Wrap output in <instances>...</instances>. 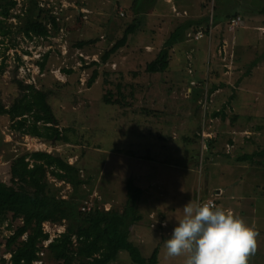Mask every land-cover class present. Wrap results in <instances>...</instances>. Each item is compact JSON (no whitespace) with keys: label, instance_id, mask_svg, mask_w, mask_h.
I'll return each mask as SVG.
<instances>
[{"label":"rangeland","instance_id":"rangeland-1","mask_svg":"<svg viewBox=\"0 0 264 264\" xmlns=\"http://www.w3.org/2000/svg\"><path fill=\"white\" fill-rule=\"evenodd\" d=\"M13 1L9 17H0L8 31L0 32V99L8 106L20 80L49 92L68 142L11 133L8 119L0 117V179L8 182V163L18 155L56 153L86 181L81 208L119 212L125 182L132 178L143 195L130 240L145 258L158 247L157 264H184L185 257L166 255L165 241L177 227L173 220L183 219L182 208L202 197L255 226L259 247L249 264H264V222L257 220H264V157L239 159L264 150V0H188L194 5L181 8L176 0ZM235 17L241 24L231 31ZM28 18L46 24L49 37H27ZM187 21L193 25L169 49L168 68L146 72L170 34ZM193 30L203 37L196 40ZM126 33L127 45L102 63L101 56ZM80 42L89 43L79 48ZM95 69L99 77L89 88ZM104 97L120 104H106ZM106 159L110 167L104 170ZM48 182L54 195L72 194L70 185L50 175ZM20 224L10 215L0 220L7 264L6 240ZM43 227L49 239L33 264H57L43 248L64 226ZM112 264L134 263L123 252Z\"/></svg>","mask_w":264,"mask_h":264},{"label":"trees","instance_id":"trees-1","mask_svg":"<svg viewBox=\"0 0 264 264\" xmlns=\"http://www.w3.org/2000/svg\"><path fill=\"white\" fill-rule=\"evenodd\" d=\"M148 1L155 4L159 0ZM14 5L13 0L5 5L0 4V17L8 18ZM259 13L264 15V7ZM3 21L0 20V32L6 35L8 31L3 29ZM52 24L55 28L54 18ZM192 25L193 22L187 21L178 26L165 41L156 58L146 65L145 71L149 74L163 73L169 65V49L187 30L189 33ZM135 30L136 25L128 33H134ZM24 32L29 38L49 37L47 25L31 18L26 20ZM196 32L197 30H193V35ZM128 33L105 51L101 56L102 63H106L112 55L127 45ZM87 43L89 42H80L78 47L83 48ZM45 60L41 63V68L44 67ZM98 77V70H93L87 86L92 87ZM17 87L18 94L8 106L0 99V117L8 119L11 133L30 136L45 143L68 142L48 102L49 92L22 80L17 82ZM104 103L120 104V100L113 101L104 97ZM212 115L217 117L218 112ZM254 156L264 157V150L239 159L251 161ZM48 175L71 186L72 194L69 198L58 197L51 192ZM8 176V182L0 179V220L10 215L13 220L21 221L6 240L5 251L11 255L10 264H33L40 260V245L49 239V234L44 231L45 223L64 226V231L43 248L57 264H112L123 252H126L134 264H157L158 247L145 258L138 246L130 240L132 226L141 220L138 205L143 195L142 188L132 178L125 182L126 198L123 210L117 212L105 210L98 205L91 206L89 210H81L79 191L86 181L80 178L75 164H70L56 153L33 150L18 155L8 163ZM24 236L25 239H22ZM69 259L72 260L71 263ZM0 264H7L2 256L1 244Z\"/></svg>","mask_w":264,"mask_h":264},{"label":"clouds","instance_id":"clouds-1","mask_svg":"<svg viewBox=\"0 0 264 264\" xmlns=\"http://www.w3.org/2000/svg\"><path fill=\"white\" fill-rule=\"evenodd\" d=\"M182 209L183 219L165 241L168 257L183 256L184 264H249L259 247L254 225L210 203Z\"/></svg>","mask_w":264,"mask_h":264},{"label":"crops","instance_id":"crops-1","mask_svg":"<svg viewBox=\"0 0 264 264\" xmlns=\"http://www.w3.org/2000/svg\"><path fill=\"white\" fill-rule=\"evenodd\" d=\"M188 2V0H185L184 2H183V0L182 1H180V2H178V0H176V3H177V6L178 7H186V5L188 6V5H190V3H192L193 5H194V3L193 2H189V3H187ZM187 3V4H186ZM110 166H109V161H108V159H106V161H105V163H104V170H106V169H108ZM116 169V168H115ZM105 174H107L106 172H105ZM199 200H197V203H198V205H200L201 203H207V202H209V201H202V200H204L202 197L201 198H198ZM196 203V202H195ZM197 203H196V205H197ZM105 210H108L107 208H105ZM122 210H123V208H122ZM121 210V211H122ZM178 210V209H177ZM177 210L173 213V215H171L170 217H171V219L173 220V216H174V214L177 212ZM117 212H118V210H116ZM138 211H139V209H138ZM257 220H262L261 222L263 223L264 222V220H263V218H259V217H257ZM253 221H254V219H253ZM173 222H174V224L175 225H177L178 226V223L176 222V221H174L173 220ZM133 229V228H132ZM131 229V231H133ZM132 233V232H131ZM131 235V234H130ZM133 242V241H132ZM134 243V242H133ZM135 244V243H134ZM136 245V244H135Z\"/></svg>","mask_w":264,"mask_h":264},{"label":"built area","instance_id":"built-area-1","mask_svg":"<svg viewBox=\"0 0 264 264\" xmlns=\"http://www.w3.org/2000/svg\"><path fill=\"white\" fill-rule=\"evenodd\" d=\"M239 24H241V19H240V17H235V18H232V19H230V21H229V23H228V25H229V30H231V31H234L235 30V28L239 25ZM191 36V35H190ZM203 37V32L202 31H197L196 32V34H194V38L197 40V39H200V38H202ZM207 203H210V204H212V205H215V203H214V201H209V202H207ZM216 206V205H215ZM90 207L91 206H88V205H86V206H83L81 209L82 210H86V209H90ZM45 229V228H44Z\"/></svg>","mask_w":264,"mask_h":264}]
</instances>
